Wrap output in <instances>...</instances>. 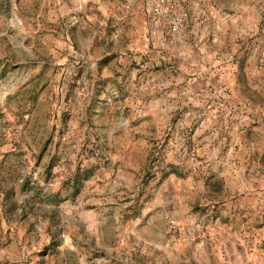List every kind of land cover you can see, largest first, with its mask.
<instances>
[{
	"label": "rangeland",
	"instance_id": "rangeland-1",
	"mask_svg": "<svg viewBox=\"0 0 264 264\" xmlns=\"http://www.w3.org/2000/svg\"><path fill=\"white\" fill-rule=\"evenodd\" d=\"M155 2L0 0V264H220L210 222L229 183L264 188V118L194 105L176 38L210 5L170 0L172 33Z\"/></svg>",
	"mask_w": 264,
	"mask_h": 264
},
{
	"label": "crops",
	"instance_id": "crops-1",
	"mask_svg": "<svg viewBox=\"0 0 264 264\" xmlns=\"http://www.w3.org/2000/svg\"><path fill=\"white\" fill-rule=\"evenodd\" d=\"M202 2L210 6L204 8L200 21L192 17L177 34L174 54L179 60V89L188 91L194 105L207 109L216 104L222 114L238 106L242 113L238 117L260 122L264 118V73L258 69V58L264 52V0H237L242 5L227 9L211 6L214 0ZM242 146L241 141L231 144L235 149ZM207 160L239 164L248 159L232 155ZM230 170V175L243 179L241 168ZM228 186L229 198L217 208L220 217L210 222L212 238L222 248L220 264H264V188L257 183L247 191L251 198L244 201L243 188ZM249 223L256 229L251 248L243 232Z\"/></svg>",
	"mask_w": 264,
	"mask_h": 264
},
{
	"label": "built area",
	"instance_id": "built-area-1",
	"mask_svg": "<svg viewBox=\"0 0 264 264\" xmlns=\"http://www.w3.org/2000/svg\"><path fill=\"white\" fill-rule=\"evenodd\" d=\"M152 20L156 30L161 28V18L170 15L171 21L169 29L172 33H177L185 21L188 19V11L175 12L170 10V0H156L151 10ZM259 69L264 72V52L259 57Z\"/></svg>",
	"mask_w": 264,
	"mask_h": 264
}]
</instances>
